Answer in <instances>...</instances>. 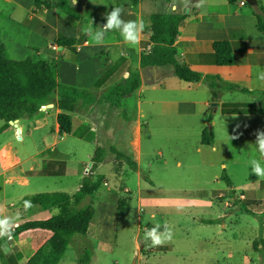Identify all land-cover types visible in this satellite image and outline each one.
Wrapping results in <instances>:
<instances>
[{
	"label": "crops",
	"instance_id": "0c3cea01",
	"mask_svg": "<svg viewBox=\"0 0 264 264\" xmlns=\"http://www.w3.org/2000/svg\"><path fill=\"white\" fill-rule=\"evenodd\" d=\"M59 1L40 0L41 5L37 6L36 0H0V30L7 46V56L12 60L30 57L35 62H48L54 69L58 84L91 90L95 102L81 111L71 113V135L59 133L58 116L61 110L56 105L58 98L46 105L47 109L40 110L35 117L15 121L17 126L10 124L8 128H0V132L15 130L18 137L24 139L25 134L38 143L36 151L25 159L8 146L1 147L0 176L6 177L0 215L19 213V226L26 222L59 216L61 210L57 207L42 210L33 204L26 207L23 201L43 193L74 195L88 176L90 168H93L94 173L90 176L93 182H100L101 187L106 185L109 190L121 186L133 195L130 212L117 216L119 223L135 219L134 223L138 226L134 230L135 250L141 249L143 254L142 250L145 248L140 247L138 238L144 231L141 224L144 216L150 210L151 219L154 220L161 209L170 206L172 200L157 195H143L144 188L148 187L145 185L148 180L144 181L146 173L142 167L143 138L147 137V124L143 119L148 115L151 118L159 116L163 121L180 123V136H187L193 125H197L195 132L203 134L209 113L213 116L220 113L230 118L257 116L261 111L260 104L226 98L230 93H243L264 101L251 93H264V81L258 79L259 73L264 71V34L257 27V18L252 8L243 11V8L249 6L246 4L248 0H240L235 4L227 0V4L221 5L213 2L214 0H207L212 2H208L205 9L195 6L197 0H190L188 8L184 7L182 0H163L168 6L163 13L178 11L188 15L180 26L177 39L179 58L192 71L202 74L203 79L198 83H186L174 74L172 66L141 65L143 55L151 52L153 48L151 17L163 14L154 11V0H139L136 6L120 0H77L73 5V0H69L73 16L56 5ZM257 1H261L264 6V0ZM242 2L245 4L242 5ZM48 3L50 8L46 5ZM114 6L123 8L122 19L125 21L140 19L144 22L145 27L138 45L125 42L119 31L115 30L107 32L103 43L99 45L85 33L86 27L91 26L95 31L106 23L105 16ZM61 38L73 40L74 43H60ZM216 42L231 44L230 66L216 63ZM133 72L140 74V88L132 95L114 97L111 100L112 88ZM208 77L214 79L207 80ZM210 83L216 84V87L211 89ZM241 89L249 90L250 93ZM212 103L216 105L213 106ZM244 104H254V112L235 113L239 109L238 105ZM158 105H162L161 113L156 112ZM201 117L203 121L198 123ZM212 131L213 146L202 145L201 135L202 146L211 147L215 151H218L219 143H223L226 148L230 147L228 137L217 138L213 129ZM87 146L90 147L87 149ZM8 150L17 162L15 167L3 161L1 153ZM75 151L84 153L78 158ZM116 152L131 158L137 164V169H132L127 162L120 160ZM225 152H229V149ZM29 160L33 164L26 170L22 166ZM89 163H92L91 167ZM17 167L21 169L16 171ZM36 177H52L58 180L65 178L68 179L66 184L73 183L78 187L73 193L65 189H55L56 191L29 196L21 195V188L30 186L32 179ZM149 183L152 188H157L153 180ZM61 184H58V188L63 187H60ZM261 184L262 182L257 183L253 191L258 190ZM244 187L253 189L252 185ZM233 193H236V188ZM97 198L100 199L95 195L93 204ZM218 198L224 199L226 196L221 194ZM90 201L86 200L84 205ZM243 201H246V196ZM207 205L211 208L216 206L211 202ZM142 208L144 215L141 214ZM128 227L130 226L124 223L120 229L124 231ZM120 229L118 227V234ZM50 238V232L34 230L11 240L7 239L0 244V264H30L29 260L36 250Z\"/></svg>",
	"mask_w": 264,
	"mask_h": 264
},
{
	"label": "rangeland",
	"instance_id": "374dc122",
	"mask_svg": "<svg viewBox=\"0 0 264 264\" xmlns=\"http://www.w3.org/2000/svg\"><path fill=\"white\" fill-rule=\"evenodd\" d=\"M208 2L212 1L205 0L203 6L198 8L205 9ZM213 2L227 4V0ZM154 4L157 13L165 12L168 7L163 0H154ZM249 7L243 8V11H248ZM226 99L255 102L260 104L261 111L254 117L230 118L220 113L214 116L207 114L206 129L212 127L217 138L228 137L230 140L228 148L219 143L218 151L201 145L202 134L195 132L197 125L190 127L192 130L187 136H180V123L163 121L159 116L151 118L148 115L143 119L147 124V137L143 138L142 167L146 173L144 181L148 180L143 195L172 199L170 206L161 209L154 220L151 219L150 210L144 216L141 223L144 231L138 238L140 247L145 248L143 254L141 249L135 250L134 230L138 227L134 223L135 219H129L130 222L125 220L124 223L130 227L122 231L120 228L124 223H119L117 216L118 200H133V195L121 186L109 190L108 186L102 185L96 194L100 197L94 204L97 219L90 228L89 237L73 236L59 264H80L86 252L91 254L90 264H264L262 251L254 247L255 242L264 239V176L258 177L252 173L250 163L254 158L260 159L264 166V156L255 143L256 131H264V101L243 93H230ZM156 112H162V105H158ZM202 121L203 117L198 123ZM4 123L0 120V128ZM3 146H8L25 159L36 151L38 143L25 134L24 139H19L13 130L0 132V149ZM228 149L229 152H225ZM83 153L75 151L78 158ZM1 156L9 166H17L9 150L1 153ZM32 164L33 161L29 160L22 167L28 170ZM20 169L17 167L16 171ZM93 173V168H90L87 175ZM223 176L230 178L232 186L227 184ZM5 177L0 176V204ZM64 179L36 177L30 186L21 188V195L29 196L55 189L75 192L78 185L66 184L68 179ZM151 180L157 185L156 189L151 187ZM260 182L261 187L253 191ZM58 184L63 187L58 188ZM246 185H252L253 189H250L251 186L245 188ZM235 188L236 193H233ZM221 194L226 198H218ZM243 194L246 201H243ZM210 202L216 204L215 208L207 205ZM244 207L254 213L247 212ZM141 214H145L144 208ZM149 225H160V228L167 225L173 230L172 240L153 247L151 241L144 238ZM118 227L120 234L117 233Z\"/></svg>",
	"mask_w": 264,
	"mask_h": 264
},
{
	"label": "trees",
	"instance_id": "16d2710c",
	"mask_svg": "<svg viewBox=\"0 0 264 264\" xmlns=\"http://www.w3.org/2000/svg\"><path fill=\"white\" fill-rule=\"evenodd\" d=\"M136 6L139 0H120ZM240 0H229L235 4ZM37 6L41 5L36 0ZM252 8L257 18V27L264 34V6L261 1L254 0L246 3ZM48 8L50 3L46 4ZM56 5L62 8L68 15L73 16L69 0H60ZM188 15L178 11L153 15L151 17V41L153 48L151 52L142 57V67H165L172 66L174 74L186 83H198L203 75L192 71L179 58L177 39L181 24ZM60 43L72 44L73 40L61 38ZM216 63L220 66L232 64V46L229 42H216L214 44ZM207 80L214 78L208 77ZM216 84L210 83L211 89ZM141 86V77L133 72L128 78L116 84L111 90V100L114 97H125L134 94ZM250 93L249 90L241 89ZM264 100V93L251 92ZM57 99L56 105L61 110L58 116L59 133L71 135L73 131L71 113L81 111L88 105L95 102V96L91 90H83L76 87L60 85L56 81L53 67L45 61L35 62L28 57L24 60H12L7 56V46L1 37L0 30V120L5 122L3 128H8L10 122L24 118L35 117L43 106L52 103ZM237 114L254 112V104L238 105ZM248 108V109H247ZM202 145L213 146L214 134L212 128H207L202 134ZM120 160L127 162L132 169H137V164L126 154L116 152ZM229 186L232 182L228 176H223ZM101 187L100 182H93L90 176H86L79 191L74 195L66 193H43L24 199L33 205H38L42 210L57 207L61 210L59 216L48 220L30 221L21 224L14 229L13 237H18L28 231L40 230L51 233V238L36 250L34 256L29 260L30 264H59L66 253L70 240L73 236L79 235L88 237L91 226L97 219V212L92 200ZM90 199L88 205H84ZM131 198L119 199L117 202V214L123 216L131 210ZM244 209L249 212L247 207ZM264 215V213L262 214ZM153 226H150V229ZM163 231V228H160ZM8 238L0 240V244ZM255 249L262 251L264 256V239L254 243ZM91 254L81 258L80 264H90Z\"/></svg>",
	"mask_w": 264,
	"mask_h": 264
},
{
	"label": "clouds",
	"instance_id": "9594fccd",
	"mask_svg": "<svg viewBox=\"0 0 264 264\" xmlns=\"http://www.w3.org/2000/svg\"><path fill=\"white\" fill-rule=\"evenodd\" d=\"M77 0H73V5ZM185 8L190 5V0H182ZM205 3V0H197L196 7H201ZM123 8L114 6L112 10L106 14V23L100 26L97 30L93 31L92 27H86L85 33L91 37L95 44H102L105 34L109 31H119L125 42L131 45H138L140 43L141 34L144 30V22L140 19L125 21L122 19ZM258 79L264 81V71L260 72ZM255 143L258 146L259 152L264 156V131L257 130ZM251 172L256 176H264V166L261 165L260 159L251 160ZM25 206L29 207L30 203L25 202ZM20 214L15 215H0V239L13 238L15 227H18V220ZM173 230L167 225L164 226L163 231L160 230V225H156L151 229L145 231V240H150L153 247L164 245L166 242L171 241L173 238Z\"/></svg>",
	"mask_w": 264,
	"mask_h": 264
},
{
	"label": "water",
	"instance_id": "95a60500",
	"mask_svg": "<svg viewBox=\"0 0 264 264\" xmlns=\"http://www.w3.org/2000/svg\"><path fill=\"white\" fill-rule=\"evenodd\" d=\"M254 0H248V3H252ZM216 105V104H214ZM11 125H15L17 126V124H15L14 122H10ZM90 167L92 166V163L89 165Z\"/></svg>",
	"mask_w": 264,
	"mask_h": 264
},
{
	"label": "built area",
	"instance_id": "2783aa9c",
	"mask_svg": "<svg viewBox=\"0 0 264 264\" xmlns=\"http://www.w3.org/2000/svg\"><path fill=\"white\" fill-rule=\"evenodd\" d=\"M245 2H242V5H244ZM47 109V106H43L41 110H46ZM19 139H22V137L19 136Z\"/></svg>",
	"mask_w": 264,
	"mask_h": 264
}]
</instances>
